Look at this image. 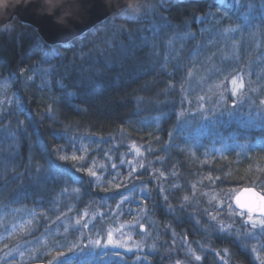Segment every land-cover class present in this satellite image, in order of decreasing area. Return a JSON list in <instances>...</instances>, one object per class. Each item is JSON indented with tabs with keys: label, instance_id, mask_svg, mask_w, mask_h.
I'll return each mask as SVG.
<instances>
[{
	"label": "trees",
	"instance_id": "1",
	"mask_svg": "<svg viewBox=\"0 0 264 264\" xmlns=\"http://www.w3.org/2000/svg\"><path fill=\"white\" fill-rule=\"evenodd\" d=\"M148 7L154 8L153 11L148 12ZM130 8L140 18L122 17L126 14L123 10L67 44L48 45L36 29L17 20L0 27V81L6 82V87L0 90V210L34 212L36 215L31 220L37 225L29 234L14 236L13 241L16 238L23 244L44 229L48 235V246L44 249L51 248V239H57L58 230H62L61 221L69 208L67 187L76 183L75 176L85 181L82 200H88L89 205L100 210L95 220L100 232L117 222L128 221L127 206L131 210L135 203L138 209L151 206L152 198L153 202L156 199L152 195L159 189V176L164 177L167 171L178 189L195 186L200 219L207 209L208 213L222 214L217 209L218 203L226 200L227 190L255 188L264 192L259 186L264 182V121L263 130L253 129L245 138L247 128L243 121H227L224 120L227 116H219L220 111L232 110L233 101L240 115L245 109L254 113L251 105L246 108L241 105L242 93L233 100L227 91L229 86L222 84L214 100L217 111L205 114L208 119L198 115L201 102L196 104L184 92L158 95L165 89L163 84L172 87L182 78L178 74L180 65L192 71L195 66L188 54L184 55L182 64L173 61L164 66L151 48L156 49L161 39L157 35L166 38L169 33H182L186 24L191 23L192 30L199 34L194 41L199 43L202 32L193 23L196 17L218 12L222 17L210 25L217 22L223 28L234 22L231 12L217 9L215 0H147ZM165 28L168 32L164 34ZM191 48L194 49L192 45ZM235 72L241 73V69L232 71L228 77ZM229 78H224L223 83ZM220 91L229 97L222 104L217 103ZM262 94L257 105L264 114L261 103L264 89ZM143 100L152 103L147 106ZM202 104L206 107L210 103L204 98ZM180 112L185 116L181 117ZM214 116L222 120L211 119ZM182 121L183 124L194 121L203 129L208 126V137L192 147L203 129H184ZM11 129L16 132L15 140H7ZM133 143L142 148L140 156L130 151ZM257 144L260 146L248 147L247 151L238 146ZM219 148L221 155L212 151ZM112 152L111 163L106 168L100 166ZM61 155L83 159L63 161L58 159ZM50 161L62 167L54 170ZM135 162L139 169L129 176L133 167L127 172L123 168ZM90 167L97 177H103L101 183L95 185L90 180L87 171ZM145 168L150 170V175ZM209 175L212 180L208 179ZM140 191L144 193L136 195ZM129 193L135 194V200L139 201L121 203ZM206 194L216 199L207 203L203 198ZM163 206V203L158 205L155 212L150 210L155 221L159 225L169 222L178 232L183 230V235H191V220L184 216L182 222H177ZM3 234L6 232L0 234V258L14 248L4 249ZM64 236L67 241H75L73 234ZM215 245L229 250L231 264H257L236 236H226ZM44 249L31 251L29 257L37 258L27 264H45L54 256L51 251L42 257Z\"/></svg>",
	"mask_w": 264,
	"mask_h": 264
},
{
	"label": "rangeland",
	"instance_id": "2",
	"mask_svg": "<svg viewBox=\"0 0 264 264\" xmlns=\"http://www.w3.org/2000/svg\"><path fill=\"white\" fill-rule=\"evenodd\" d=\"M215 5L217 9L225 13L231 12L234 22L225 24L223 28H220L217 22L210 25L211 21L215 19L220 20L222 17L218 15V12L213 13L212 11L203 16L196 17L193 23L195 27L202 32L199 43H197V40L194 41V38L198 37L199 34L192 30L191 23L186 24V29H184L182 33L178 32L175 35L169 33V37L166 38H162L161 36L158 37L157 35V38L161 39L156 49L153 47L151 48L154 50L155 56L159 57L161 60L160 62L164 64V66H169L173 61H176L179 65L182 64L185 54H188L189 61L195 66L192 71L191 68L185 67L186 65H180L181 67L178 68V74L182 78L178 80V83L175 82L172 87L163 84L165 89L157 93H159L158 95H162L166 94L168 91H172L174 94L184 92L187 97L193 98L196 104L198 101L201 102L200 104L204 103V100H199V97L203 96L206 101L210 103L206 105V107L204 106V109L208 110L205 112L207 115L209 112L213 113L210 109L215 108L214 100L218 90L214 86L223 81L225 77H228L232 71L241 69V73L235 72L236 74L233 76H236L238 73L242 74L245 86L243 89H240L235 96L232 95V98L234 100L242 93L241 105L245 108L247 106L249 107V105L254 107L255 114L251 113L249 109H245L246 112L241 115L242 117L243 115L251 116L254 124H257V126L254 124L246 126L243 122L247 128L244 132L245 138H247L248 135H250L249 131L253 129L260 130L263 126L261 122L264 121V114H261V109L257 105V101L263 98L262 91L264 89V0H238V2L237 0H223V3H219L218 0H215ZM153 9L154 8L149 10L148 7V12L153 11ZM125 15L127 14L121 16L126 17ZM225 16L226 15H224V17ZM227 28L237 29V31L230 34L225 33L224 30ZM167 32L168 29L165 28L163 33L165 34ZM154 41H156V39ZM191 45L194 49L191 48ZM233 45H235V48ZM189 72L192 73V76L188 75ZM187 78L188 81L185 83ZM230 79L231 77L227 83H223V86L227 84L229 89L232 87ZM5 83V80L4 83L2 80L0 81V84ZM210 87L213 89L212 92L209 91ZM245 88H248V92L245 91L247 90ZM228 92L231 94L230 91ZM224 96L226 98L225 101H228L229 97L227 93H225ZM21 98L23 101L24 98ZM151 100H143V104L148 106L152 103ZM174 101L176 102L177 99ZM175 102H172V105L176 106L177 103L175 104ZM139 103H142V101H139ZM219 118L222 120L221 117L217 119ZM224 120L228 121L229 118H224ZM182 125L184 129H203L194 121H187L186 124L185 122L183 124L182 121ZM253 126L256 127L253 128ZM205 128L201 130L203 132L198 133L197 141L194 142L192 147L198 146L200 139L208 137L206 130L210 128L208 126V129ZM5 129L8 132V129ZM5 129L4 132L7 134ZM10 132L11 134L8 133L9 136L6 135L7 140L8 138L15 140L16 132L12 131V129ZM135 145L140 149V153L142 154V148L138 144ZM130 148L132 154L137 155L132 148V144ZM212 151L217 152L219 155L222 154L220 148L212 149ZM112 156L113 152L111 155L106 156V162L101 163L100 166L106 168V164L111 163ZM149 166H151V164ZM130 167H135L136 170L139 169V165L135 162L124 167V172H127ZM147 169L145 171H147ZM149 171L148 169L147 174L150 175L151 172ZM159 178V189L163 188L164 192L161 194L158 189V192L152 195L154 198L156 196L158 203H156V199L153 202V198L151 197L152 205L148 208L142 207L138 209L135 203L133 205V210H131V208L127 206L130 204L129 202H133V200L134 202L139 201L137 199L135 200L134 197L136 195L141 196L144 192L140 191L136 195L129 193L126 195L129 199L123 202V204L127 203L126 209L130 212L128 221L117 222L107 227L103 232H100V230L95 227V220L101 214L99 213L100 210L97 206L89 205L88 200H82V183H85V181L75 176L76 180H74V182L76 183L67 187L66 198H69V208L65 212L67 213L65 219L61 221L63 225L61 228L62 230H58L57 239L52 238L51 240H55L56 243L64 245L66 243L64 235H68L69 233L75 235V241H78L81 232L86 235L90 234V236H88L89 239H95L98 234L105 235L108 230H112L116 239H123L126 236H131L132 239L126 241L129 246L136 244L140 245L138 249L133 247L132 251H128L125 248H108L103 253H98V255L93 258L92 264H231L229 250L224 246L221 248L217 247L215 244L217 240L223 239L226 236H236L243 248L250 252L257 264H264V230H261L259 227L253 229L250 223H245L247 216L241 217L239 215L240 211L234 207L233 203V199L238 191H225L226 200L223 205L219 202L217 208L222 214L216 215L217 221H212L208 216V209L207 211L204 210L206 215L202 214L203 219H200L201 211L198 210L199 205L195 201L196 192L195 190L193 191V187L187 186L178 189V186L172 183L173 180L169 171L164 173V177L159 176ZM90 180L93 181V184L97 185L103 181V177L91 176ZM73 189H78L79 191L74 192ZM146 193L148 195L147 191ZM164 196H167L168 203L165 202ZM184 196H188L189 200L185 201L183 199ZM203 198H205L204 200L207 203L212 202L210 195L207 196L206 194ZM229 201L231 202V208L228 207ZM162 203L164 204V211L170 214V218L173 217L177 222H182L183 217L186 216L191 220V235H183V230L178 232V230L174 228V225L169 222H165V224L160 223L161 225H159L157 221H155L150 210L155 212L156 207L158 205L160 206ZM85 212L88 213V216L81 219ZM255 218L256 216H254V219ZM29 219H32L29 212L17 209L0 210V234L4 231L6 232V234L2 236V240H6V244L8 245L10 244L9 248L18 247L20 251L25 253L23 257L15 252L12 257H8L7 254H5L0 258V264H16L15 262H17V264H27L28 262H35L37 257H29L32 248L37 247V250L40 251L45 248V246H41V244L37 243V241L42 242L45 237L48 238L44 229L40 230L42 232L39 235L30 237L32 240L25 241L23 244L16 238L13 241L14 236L20 237L25 234L19 231V225ZM78 219L81 220L80 225L76 224ZM218 221H223L226 226L231 225L230 231H219L217 228ZM33 222L34 221H32V223ZM85 222L88 224V227H81ZM14 224L17 225L15 232L12 230V225ZM141 224L144 225V228H140ZM36 226L37 225L31 224L27 227L34 230ZM65 227L68 228V233L64 232ZM77 228H80V232L76 231ZM117 229H119V231H116ZM83 243L87 244L88 239H85ZM152 245H155V248H153ZM51 251L54 253L56 251H64L67 253V248L51 247L47 250L44 249L41 253L42 257L47 256ZM196 256H199L201 259L196 260ZM220 257H223V260H221ZM68 258L72 261V264H80L83 259L82 256H73L71 253H68ZM1 259H4V262H2ZM52 259L53 257L48 259L45 264H48Z\"/></svg>",
	"mask_w": 264,
	"mask_h": 264
},
{
	"label": "snow or ice",
	"instance_id": "3",
	"mask_svg": "<svg viewBox=\"0 0 264 264\" xmlns=\"http://www.w3.org/2000/svg\"><path fill=\"white\" fill-rule=\"evenodd\" d=\"M219 3H223V0H218ZM238 2V0H237ZM125 12L127 14V18L131 19V20H136L138 18H140L137 14L134 13V11L128 7L125 6ZM246 19V17H245ZM225 33H233L236 32L237 29H233V28H227L224 30ZM171 43V42H169ZM233 47L235 48V45H233ZM189 76H192V73L189 72L188 73ZM229 77H225V79L227 80ZM230 83H231V88L227 89V91H230L231 94L233 96L236 95V93L240 90L244 88V79H243V75L242 74H237L236 76H231L230 79ZM223 84V81H221L219 84H216L214 87L217 90L221 89V86ZM6 87V84H0V90H2L3 88ZM63 87V86H61ZM209 91L212 92L213 89L212 87L209 88ZM215 94V93H214ZM200 101L204 100V97L201 96L199 97ZM226 100L223 91H220L219 93V99L217 101L218 104H222L224 103ZM262 104H264V101H261ZM213 112H216V109H210ZM198 114L201 115L202 117H204L205 119H208V117L205 116V112L208 111L206 109H204L203 104L200 105V108L197 110ZM51 113V109H49V115ZM179 115L181 117L185 116L184 112H180ZM219 116L223 117V116H227L229 118V120H237V121H243L245 123V125H250L253 124L254 121L252 120V117L249 116L246 120L244 117H242L238 111V107L235 103V101H233V106H232V110L231 111H227L226 109L224 111H220L219 112ZM211 119L215 120L216 117H212ZM187 123V121H185V124ZM239 147L245 148V151H247L248 147H256V146H260L259 144L255 145V146H244V145H238ZM227 147V146H226ZM132 148L135 150L137 155H140V149L136 147V145L133 143L132 144ZM59 160H63V161H67L69 159L76 161V160H81L83 159L82 156L78 157L76 155H72L71 157L66 156V155H61L58 157ZM129 163H131V161H129ZM51 167L54 170H59L62 166L61 165H57L55 162L50 161ZM113 168L116 167L115 164L112 165ZM140 167L143 168L144 165L140 164ZM37 171H39V167H37ZM88 173L90 176L92 177H96L97 173L95 171H93V169L90 167L87 169ZM136 171V168L133 167L132 171L129 172V176H131L133 174V172ZM161 176H163V173L160 174ZM209 180H212L213 178L211 177V175H209L208 177ZM215 179H220L219 177H216ZM259 186L264 189V182H261L259 184ZM117 188L120 187V184L116 185ZM145 191L147 189H144ZM195 190V186H193V191ZM66 191V190H65ZM74 192H78V189H73ZM159 191L161 192V194H163L164 189L160 188ZM246 192H251L252 193V197L246 201H241L240 197H236L235 198V202L236 204L239 206L240 212L239 215L241 217L243 216H247V220L245 221V223H250L252 228L255 229L257 227H259L261 230H264V192H256L254 189H245ZM129 197L125 196L123 197V200H121V203H123L124 201L128 200ZM165 201H167V196H164ZM185 201L189 200L188 196H184L183 198ZM213 200L216 199L215 196L212 197ZM220 203L223 205V201H220ZM120 205L118 204L117 207H119ZM229 208H231V204L228 205ZM29 215L32 216L33 218L35 217V213L34 212H29ZM88 213L85 212L83 214V216L81 217V219H83L84 217H87ZM209 218L212 221H217V216L216 215H212L211 213H208ZM254 216H256V218L254 219ZM59 219V217H58ZM81 220L78 219L76 221L77 225H80ZM32 224V220L29 219L27 221H25L24 223H21L19 225V231L21 233H25V234H29L31 232L30 226ZM81 227L83 228H87L88 224L85 222L84 224L81 225ZM140 228H144V225H140ZM217 228L219 231L221 232H229L231 229V225H225L223 223V221H218L217 222ZM17 229V225H12V230L13 232H15ZM68 228L65 227L64 228V232L68 233ZM77 232H80V228L76 229ZM116 231H119V229H117ZM246 235H250V234H246ZM88 236H90V234H84L81 232L78 241H67L64 245H60L58 243L55 242V240H53L51 247L54 248H67V253H65L64 251H56L55 255L53 256V259L50 260L48 262V264H72V261L68 258V253H71L73 256H77L80 255L83 257V259L81 260L80 264H92V260L93 258H95L98 253H103L106 249L108 248H125L128 251H132V248H139L140 245L136 244V245H132L129 246V244L126 242L127 240H131L132 237L131 236H126L123 239H116L115 238V234L112 230H108L106 232L105 235H97V237L95 239H89ZM85 239H88V243L84 244L83 241ZM38 244H41V246H48V240L47 237L43 238L42 242L41 241H37ZM153 248H155V245H152ZM9 245L8 244H4V249H8ZM33 252L37 251V247H33L32 248ZM191 251V249H190ZM226 251V250H225ZM13 252L18 253L21 257H23L25 255V253L23 251H20L18 247L13 248L11 250L8 251L7 255H12ZM218 254V253H217ZM119 255V254H117ZM196 260H200L201 258L199 256L195 257ZM221 260H223V257H220Z\"/></svg>",
	"mask_w": 264,
	"mask_h": 264
},
{
	"label": "water",
	"instance_id": "4",
	"mask_svg": "<svg viewBox=\"0 0 264 264\" xmlns=\"http://www.w3.org/2000/svg\"><path fill=\"white\" fill-rule=\"evenodd\" d=\"M147 0H0V27L19 21L36 29L48 45L67 44L81 37L107 18ZM243 188L234 197L246 201L251 192Z\"/></svg>",
	"mask_w": 264,
	"mask_h": 264
},
{
	"label": "bare ground",
	"instance_id": "5",
	"mask_svg": "<svg viewBox=\"0 0 264 264\" xmlns=\"http://www.w3.org/2000/svg\"><path fill=\"white\" fill-rule=\"evenodd\" d=\"M124 10H125V9H124ZM122 11H123V10H122ZM122 11H121V12H122ZM112 16H113V15H112ZM112 16H111V17H112ZM109 18H110V17H109ZM107 19H108V18H107Z\"/></svg>",
	"mask_w": 264,
	"mask_h": 264
}]
</instances>
